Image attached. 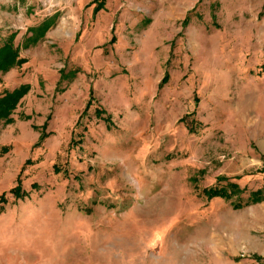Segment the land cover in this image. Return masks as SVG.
I'll use <instances>...</instances> for the list:
<instances>
[{"label": "rangeland", "instance_id": "rangeland-1", "mask_svg": "<svg viewBox=\"0 0 264 264\" xmlns=\"http://www.w3.org/2000/svg\"><path fill=\"white\" fill-rule=\"evenodd\" d=\"M18 1L0 264H264V0Z\"/></svg>", "mask_w": 264, "mask_h": 264}, {"label": "trees", "instance_id": "trees-1", "mask_svg": "<svg viewBox=\"0 0 264 264\" xmlns=\"http://www.w3.org/2000/svg\"><path fill=\"white\" fill-rule=\"evenodd\" d=\"M11 41H12V38H10L8 41L4 42L3 45L0 47V71L1 72H6L10 68L18 65L21 62V59L17 58V50H15L13 47H11ZM30 44H32V38L29 39L28 42L26 41V44H24V46H26V45L28 46ZM27 91H28L27 86H20L16 89H13L10 91L9 90L4 91L0 95V120H4V119H6V121L9 120L10 115L16 109L20 100L27 93ZM7 151L8 150L6 148H4V147L1 148L0 149V157L2 155H4ZM24 166L21 168V171L23 170ZM20 184H21V180H20V178H18L17 182H16V187H14L10 191V194H12L15 197L22 196L23 193H22V190L20 188ZM219 192H221V191L214 190L211 192V195L212 196H217V195L223 196L224 195V193H219ZM0 200L4 202L5 194L1 195ZM237 207H239V205H237Z\"/></svg>", "mask_w": 264, "mask_h": 264}, {"label": "crops", "instance_id": "crops-1", "mask_svg": "<svg viewBox=\"0 0 264 264\" xmlns=\"http://www.w3.org/2000/svg\"><path fill=\"white\" fill-rule=\"evenodd\" d=\"M19 1L18 0H16V3H18ZM24 2V1H23ZM14 3V2H13ZM18 8V7H17Z\"/></svg>", "mask_w": 264, "mask_h": 264}]
</instances>
